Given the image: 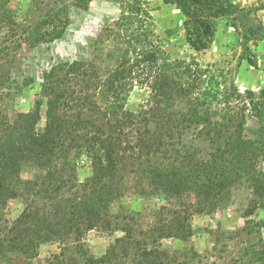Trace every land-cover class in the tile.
<instances>
[{
  "label": "trees",
  "instance_id": "obj_1",
  "mask_svg": "<svg viewBox=\"0 0 264 264\" xmlns=\"http://www.w3.org/2000/svg\"><path fill=\"white\" fill-rule=\"evenodd\" d=\"M6 2H0V60L28 39ZM145 4L122 0L119 18L95 40L101 62L113 63L110 70L101 71L94 61L59 63L41 75L32 111L9 117L0 106V251L29 261L41 245L68 241L73 246L48 264H67L68 255L76 256L77 264H189L187 254L180 258L161 241H188L191 217L214 211L237 184L264 199V173L257 169L264 157V128L261 121L257 138H245V112L238 106L246 101L264 106V88L259 95L241 93L194 60L172 59ZM173 4L184 18L185 41L196 53L210 47L223 19L243 11L230 0ZM67 22L51 11L28 40H57ZM260 30L245 27L243 33ZM109 41L114 45L104 44ZM139 91L143 96L136 100ZM43 106L44 125L38 128ZM159 157L171 166L160 171L147 193L169 204L190 187L195 203L165 204L145 229L135 209L112 214L123 235L103 255L90 254L83 237L122 196L121 169ZM85 167L89 172L79 181L78 168ZM9 200L24 205L12 221L4 216ZM243 257L232 264H264V244L246 248Z\"/></svg>",
  "mask_w": 264,
  "mask_h": 264
},
{
  "label": "rangeland",
  "instance_id": "obj_2",
  "mask_svg": "<svg viewBox=\"0 0 264 264\" xmlns=\"http://www.w3.org/2000/svg\"><path fill=\"white\" fill-rule=\"evenodd\" d=\"M142 1L151 10L156 25L154 32L163 39L162 45L172 59L194 60L200 67L213 70L215 77L221 82L225 81L226 86L234 84L241 93L251 90L259 95L264 88V0H230L243 11L237 12L235 19H223L217 26L210 47L199 53L185 41L184 18L173 0ZM6 3L13 21L28 31V39L30 32L51 11L58 12L68 20L59 39L40 44L33 43L32 37L31 41L21 40L22 44L17 50L9 52L8 57L0 60V106L9 117L33 110L39 98L41 75L54 65L94 61L101 71L112 68L113 63L101 62L95 40L107 25L119 18L122 0H7ZM245 27L261 30L258 35H244ZM104 44L114 45L110 41ZM249 62H252L251 65ZM142 96L143 92L139 91L135 95L136 100ZM256 103L249 104L246 101L242 105L238 104L245 112L243 135L251 140L257 138L261 121L264 128V106H257ZM44 113L43 106L38 128L44 125ZM258 160L257 169L264 173V157ZM170 166L169 162L159 157L149 163L137 160L121 169L118 175L124 178L122 196L112 203L111 212L103 213L95 228L83 237L82 242L90 254L96 257L103 255L114 239L123 235L116 231L118 222L113 218L114 214L125 213L124 210L134 212L135 209L138 211V214L135 213L136 221L145 229L152 224L154 211L165 204L170 208L176 203H195L190 187L185 188L182 196L169 204L159 196L148 194L153 191V184L160 180V171ZM154 170L157 173H153ZM88 172L86 167L78 168L79 181ZM23 176L27 177L29 173ZM23 208L21 201L9 200L4 216L12 221L21 214ZM190 223L193 236L188 241L165 239L161 241L162 246L169 252L179 251L180 258L187 254L189 259L185 260L189 264L243 262L246 248H259L264 244V199L255 197L245 183L237 184L231 190L229 199L219 204L214 211L194 215ZM67 246L73 245L68 241L66 244L54 242L41 245L38 257L29 261L6 250L0 251V264H48L53 257L61 256L63 248ZM76 259V256L68 255L67 264H77Z\"/></svg>",
  "mask_w": 264,
  "mask_h": 264
}]
</instances>
